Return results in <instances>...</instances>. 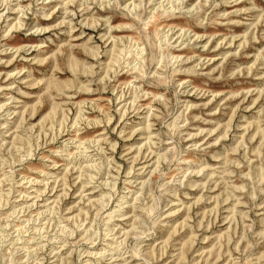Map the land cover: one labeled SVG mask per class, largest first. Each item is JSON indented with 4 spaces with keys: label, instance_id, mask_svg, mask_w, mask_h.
<instances>
[{
    "label": "rangeland",
    "instance_id": "374dc122",
    "mask_svg": "<svg viewBox=\"0 0 264 264\" xmlns=\"http://www.w3.org/2000/svg\"><path fill=\"white\" fill-rule=\"evenodd\" d=\"M0 202V264H264V0H0Z\"/></svg>",
    "mask_w": 264,
    "mask_h": 264
},
{
    "label": "bare ground",
    "instance_id": "6f19581e",
    "mask_svg": "<svg viewBox=\"0 0 264 264\" xmlns=\"http://www.w3.org/2000/svg\"><path fill=\"white\" fill-rule=\"evenodd\" d=\"M230 44H231V43H230ZM97 55H98V54H95L93 57H94V58H97V57H98ZM83 88H84V87H83ZM84 89H85V88H84ZM84 89H83V90H84ZM85 91L88 93V90H87V88H86V90H85ZM85 91H84V92H85ZM144 132H145V131H144ZM137 153L139 154V153H140V151H138ZM138 154H137V155H138ZM137 157H138V156H137ZM137 159H138V158H137ZM137 159H135V160H134V162H136V161H137ZM138 160H139V159H138ZM143 160H145V157L143 158ZM144 163H145V161H144ZM0 203H1V202H0Z\"/></svg>",
    "mask_w": 264,
    "mask_h": 264
}]
</instances>
